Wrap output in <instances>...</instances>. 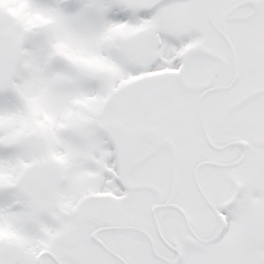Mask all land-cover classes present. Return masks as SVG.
<instances>
[{
	"label": "snow or ice",
	"instance_id": "snow-or-ice-1",
	"mask_svg": "<svg viewBox=\"0 0 264 264\" xmlns=\"http://www.w3.org/2000/svg\"><path fill=\"white\" fill-rule=\"evenodd\" d=\"M0 264H264V0H0Z\"/></svg>",
	"mask_w": 264,
	"mask_h": 264
}]
</instances>
